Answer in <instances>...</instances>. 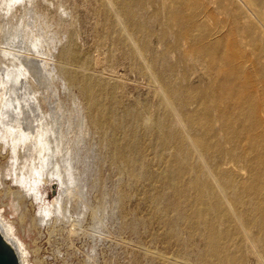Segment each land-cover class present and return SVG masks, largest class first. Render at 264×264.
<instances>
[{
  "label": "bare ground",
  "instance_id": "bare-ground-1",
  "mask_svg": "<svg viewBox=\"0 0 264 264\" xmlns=\"http://www.w3.org/2000/svg\"><path fill=\"white\" fill-rule=\"evenodd\" d=\"M101 1L106 34L129 48L144 77L139 85L159 96L156 110L146 97L139 107L119 99L132 79L85 49L80 10L68 1L0 0V142L2 152L10 144V166L20 162L19 150L27 171L41 169L47 183L60 175L61 202L83 205L78 164L101 148L95 126L108 134L116 161L170 193L162 206L144 194L166 212L165 238L179 261L264 264V0ZM152 45L163 48L158 56L149 55ZM56 80L73 109L58 97ZM18 207L0 198V248L29 264L11 229ZM71 227L74 233V220Z\"/></svg>",
  "mask_w": 264,
  "mask_h": 264
},
{
  "label": "rangeland",
  "instance_id": "rangeland-1",
  "mask_svg": "<svg viewBox=\"0 0 264 264\" xmlns=\"http://www.w3.org/2000/svg\"><path fill=\"white\" fill-rule=\"evenodd\" d=\"M65 1H68L69 7L80 10L81 20L78 21L77 26L85 40V49H92L94 53L99 52L100 56L104 57V66L109 72H116L119 77L121 76L120 78L127 76L132 79L128 82L138 84L134 86L126 82L127 85L119 90V99L128 107H139L140 99L146 97L149 99L151 112H154L159 103V96L154 89L143 88V90L139 85L138 82L143 81L144 77L141 78L132 61L129 48L113 45L111 37L106 34L103 26L105 14L102 1ZM162 49L152 45L149 55L158 56ZM73 67L77 65L68 66L71 70H79L78 67ZM197 71L192 81L197 80L202 69L197 68ZM56 83L54 85L58 97L69 110L73 109L70 91L67 92L63 85H60V81L56 80ZM71 88L73 94L85 103L87 113L95 115L89 106L88 97L83 94L80 87L71 86ZM92 131L96 136H102V145L93 160L89 161L86 158L78 164L81 172V177L79 176L78 179L83 192V205L71 204L70 200L61 202L60 175L54 176L51 182L47 183L41 169L27 171V167L22 164V153L20 154L19 150L20 162L16 166H10L8 160L12 158L10 144L2 152L4 144L0 142V198L3 203L10 201L19 206L16 223L11 229L15 231V238L26 245L29 264L184 263V260L181 262L177 259L176 244L165 238L166 228L161 217L166 212L154 205L150 206L144 194L148 190V194L158 199V203L162 206L170 201V193L163 191L158 182H155L151 188L149 182H145L142 177L136 178L133 172L137 166L119 163L114 159L113 149L106 141L108 134H102L95 126L92 127ZM85 156H88L87 152ZM151 163L150 166L155 169V162L151 160ZM121 192L124 194L122 200L118 199L115 203L116 196L120 197ZM84 205L87 207H84L82 212ZM66 208L72 214V218L66 214ZM80 214L82 218H78ZM72 220L77 223L74 233L71 232ZM248 264L257 263L249 261Z\"/></svg>",
  "mask_w": 264,
  "mask_h": 264
},
{
  "label": "water",
  "instance_id": "water-1",
  "mask_svg": "<svg viewBox=\"0 0 264 264\" xmlns=\"http://www.w3.org/2000/svg\"><path fill=\"white\" fill-rule=\"evenodd\" d=\"M0 264H16L15 258L10 256L6 250L0 248Z\"/></svg>",
  "mask_w": 264,
  "mask_h": 264
}]
</instances>
